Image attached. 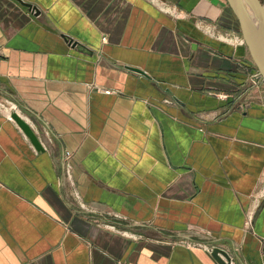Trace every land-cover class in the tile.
<instances>
[{"label":"crops","instance_id":"1","mask_svg":"<svg viewBox=\"0 0 264 264\" xmlns=\"http://www.w3.org/2000/svg\"><path fill=\"white\" fill-rule=\"evenodd\" d=\"M22 1L0 0V100L40 149L0 108V264H264V82L226 2Z\"/></svg>","mask_w":264,"mask_h":264},{"label":"water","instance_id":"2","mask_svg":"<svg viewBox=\"0 0 264 264\" xmlns=\"http://www.w3.org/2000/svg\"><path fill=\"white\" fill-rule=\"evenodd\" d=\"M17 1L28 8L29 11L37 12L33 5L22 0ZM224 1L237 22L238 31L243 40L248 58L264 81V7L259 0ZM10 118L29 139L33 147L39 150V143L28 124L14 112L10 113ZM209 256L216 264H230L228 254L217 246L211 247Z\"/></svg>","mask_w":264,"mask_h":264},{"label":"built area","instance_id":"3","mask_svg":"<svg viewBox=\"0 0 264 264\" xmlns=\"http://www.w3.org/2000/svg\"><path fill=\"white\" fill-rule=\"evenodd\" d=\"M153 4L156 5V7L161 10L162 12H165V13H168L172 16H177L175 10L165 4L163 1L161 0H150ZM197 25L203 29H205L207 32L209 33H212L214 34V29L206 24L205 22L203 21H199L197 23ZM215 36L221 40H231V37L227 34H223V33H215ZM234 42L239 44V45H244L243 43V40L240 36H235L234 37ZM248 81L250 82L251 85H255L257 82H264L263 79L261 78V76L259 75V73L257 72V70L255 69L250 75H249V79ZM105 93H108L109 91L108 90H104ZM218 98H225L226 95L225 94H216ZM167 101V100H165ZM0 108H5V109H9L10 112H5V115L10 118V113L14 112L16 113V105L9 101V100H0ZM63 157H64V162H63V172H64V176L69 184V186L71 187V196L73 198V200L76 202V204L78 205V207H80L81 209H84V210H87L88 207L87 205L85 204V202L83 200H81L76 188L74 187V182H73V179H72V176H71V164H70V154L68 151H64L63 152ZM264 193V172H263V180H262V189L260 191V194L258 195V198L259 196H262ZM251 214L252 212L250 210H248L246 212V221L245 223L248 225L249 224V220L251 218ZM105 227H108L109 229L113 230V231H116V232H119V233H122V234H125V231L124 230H119L117 228H115L113 225H110V224H105L104 225ZM188 246L190 247H194L195 245H190L188 244ZM212 246H210L209 248L206 249L207 252L210 251Z\"/></svg>","mask_w":264,"mask_h":264},{"label":"rangeland","instance_id":"4","mask_svg":"<svg viewBox=\"0 0 264 264\" xmlns=\"http://www.w3.org/2000/svg\"><path fill=\"white\" fill-rule=\"evenodd\" d=\"M260 4L264 7V0H259ZM264 84V83H263Z\"/></svg>","mask_w":264,"mask_h":264}]
</instances>
